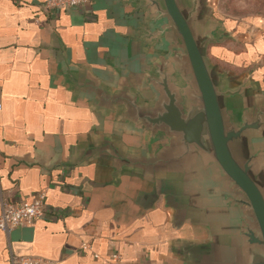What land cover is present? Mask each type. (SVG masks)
I'll return each instance as SVG.
<instances>
[{
    "label": "crops",
    "instance_id": "0c3cea01",
    "mask_svg": "<svg viewBox=\"0 0 264 264\" xmlns=\"http://www.w3.org/2000/svg\"><path fill=\"white\" fill-rule=\"evenodd\" d=\"M202 1L216 38L208 59L236 92L232 118L264 110V19ZM44 2L0 0V201L45 191L47 209L0 229V264H115L113 253L118 264L237 262L244 215L203 159L186 171L147 164L170 138L135 119L132 102L157 106L164 62L181 84L178 46L151 0Z\"/></svg>",
    "mask_w": 264,
    "mask_h": 264
},
{
    "label": "water",
    "instance_id": "95a60500",
    "mask_svg": "<svg viewBox=\"0 0 264 264\" xmlns=\"http://www.w3.org/2000/svg\"><path fill=\"white\" fill-rule=\"evenodd\" d=\"M151 3L178 46L173 59L181 84L174 83V72L164 62L157 80L162 93L157 106L140 109L132 102L135 119L170 138L169 147L147 164L186 171L202 158L244 215L240 255L234 264H264V110L232 118L228 103L236 92L221 87L222 77L206 53L207 43L216 39L213 28L201 26L206 1ZM202 264L218 263L208 255Z\"/></svg>",
    "mask_w": 264,
    "mask_h": 264
},
{
    "label": "built area",
    "instance_id": "2783aa9c",
    "mask_svg": "<svg viewBox=\"0 0 264 264\" xmlns=\"http://www.w3.org/2000/svg\"><path fill=\"white\" fill-rule=\"evenodd\" d=\"M90 3V0H45L44 6L47 9H83ZM2 104L0 103V109ZM46 193L41 191L31 200L15 201L2 198L0 201V229L9 233L15 227L21 224L33 223L36 219L45 216L46 214ZM90 248V244L84 243L82 249ZM98 257V254H94ZM112 258L119 262V255L112 254ZM36 258L32 256L11 257V264H34Z\"/></svg>",
    "mask_w": 264,
    "mask_h": 264
},
{
    "label": "rangeland",
    "instance_id": "374dc122",
    "mask_svg": "<svg viewBox=\"0 0 264 264\" xmlns=\"http://www.w3.org/2000/svg\"><path fill=\"white\" fill-rule=\"evenodd\" d=\"M219 14L235 19H264V0H217ZM258 17V18H257Z\"/></svg>",
    "mask_w": 264,
    "mask_h": 264
}]
</instances>
